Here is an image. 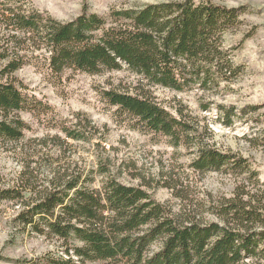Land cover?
<instances>
[{
	"label": "trees",
	"instance_id": "1",
	"mask_svg": "<svg viewBox=\"0 0 264 264\" xmlns=\"http://www.w3.org/2000/svg\"><path fill=\"white\" fill-rule=\"evenodd\" d=\"M16 1L0 0V26L9 33L2 39L11 43L9 52L3 49L5 44L1 46L3 75L25 63L15 50L23 43H28L32 54L38 51L33 63L46 70L44 76L53 84H59L65 69L89 75L128 69L137 76L130 88L96 89L111 108L115 123L155 142L192 149L190 168L235 174L242 177L244 186L236 184L230 196L208 206L215 220L203 221L197 218L199 206L173 212L153 196L147 184L122 182L97 153L93 177L80 169L68 170L37 186L34 176L24 172L19 185L0 191V200L19 199L15 203L19 210L12 217L19 230L63 243L66 256L46 253L40 261L264 264L263 195L245 184L247 180L258 182L253 161L210 144V135L186 107L160 103L149 90L150 86H161L205 91L233 85L243 65L234 59L235 47L225 46L224 34L241 24L242 12L212 0H169L140 8L111 9L105 16L83 7L74 19L62 22L35 10L25 13ZM219 107L227 118L234 114L231 107ZM259 107L247 108L254 112ZM28 109L49 112L50 120L57 124L53 107L22 82H0V141L21 140L24 122L17 112ZM61 130L76 141L89 142L97 133L82 121L77 128L64 126ZM204 211L207 209L199 213Z\"/></svg>",
	"mask_w": 264,
	"mask_h": 264
},
{
	"label": "rangeland",
	"instance_id": "2",
	"mask_svg": "<svg viewBox=\"0 0 264 264\" xmlns=\"http://www.w3.org/2000/svg\"><path fill=\"white\" fill-rule=\"evenodd\" d=\"M166 1L169 0H17L16 4L25 13L35 10L66 22L78 16L83 7L90 13L105 16L111 9L140 8ZM212 1L242 12L241 24L224 34L225 46L235 47L234 59L243 65L238 80L233 85L222 84L205 91L197 88L175 91L161 86H150L149 90L160 103L186 107L200 128L204 127L206 135H210V144L253 161L259 172L258 182L247 180L246 188L263 195L264 204V0ZM3 34L9 33L1 25L0 52L3 44V49L9 52L11 43L5 37L2 39ZM17 45L15 50L23 55L25 63L7 75L0 71V82H22L53 107L58 121L52 123L55 120H50V113L45 110L17 112V117L24 122L23 137L18 142L0 141V191L19 185L24 172L34 176L37 186L68 170L80 169L93 177L97 169L95 153L106 161L110 172L119 180L147 184L153 196L173 212L199 206L194 212L198 211L200 217L197 218L203 221L215 220L208 206L230 196L236 184L244 187L242 177L235 174L202 173L190 168L188 164L194 158L192 149L155 142L148 135L115 123L111 108L101 100L96 89L130 88L137 76L128 69L99 75L65 69L60 74L59 84H53L44 76L46 70L33 63L38 51L32 54L28 43ZM220 105L233 108L234 114L227 118L228 114L219 109ZM249 106L260 107L253 112L247 108ZM81 121L92 133L97 132L89 142L68 138L61 130L64 126L77 128ZM96 180H100L99 176ZM17 200H0V264H44L39 258L46 253L66 256L61 241L18 229L12 221L19 210ZM203 209L207 211L200 214ZM84 264L104 263L86 261Z\"/></svg>",
	"mask_w": 264,
	"mask_h": 264
}]
</instances>
